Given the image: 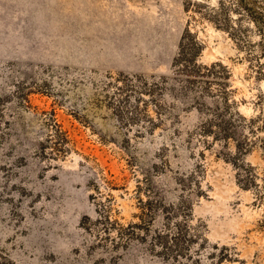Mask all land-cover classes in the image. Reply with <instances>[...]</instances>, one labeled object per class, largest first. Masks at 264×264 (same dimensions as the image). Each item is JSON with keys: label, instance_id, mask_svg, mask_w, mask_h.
Instances as JSON below:
<instances>
[{"label": "rangeland", "instance_id": "obj_1", "mask_svg": "<svg viewBox=\"0 0 264 264\" xmlns=\"http://www.w3.org/2000/svg\"><path fill=\"white\" fill-rule=\"evenodd\" d=\"M195 1L217 3L0 0V264H170L154 236L173 226L172 215L159 213L131 241L106 231L140 222L146 193L167 208L189 199L191 223L210 245L242 260L223 264H254L256 253L264 263V195L241 189L231 165L190 141L196 111L165 94L171 114L146 132L132 120L156 116L152 107L135 112L134 97L122 102L126 94L115 92L118 78L171 74L190 28L205 44L201 60L228 65L240 110L255 113L264 79ZM55 121L68 142L53 137ZM62 144L66 156L49 155ZM206 254L197 264H210Z\"/></svg>", "mask_w": 264, "mask_h": 264}, {"label": "trees", "instance_id": "obj_2", "mask_svg": "<svg viewBox=\"0 0 264 264\" xmlns=\"http://www.w3.org/2000/svg\"><path fill=\"white\" fill-rule=\"evenodd\" d=\"M191 4L195 12L229 33L239 50L244 51L243 59L249 60L250 67L255 68L257 81L264 79V7L260 0H217L215 5L195 1ZM186 10L189 11L190 7L187 6ZM243 21H247V24L244 25ZM251 33L259 35V39L251 41ZM204 49L205 44L198 33L186 28L179 52L171 65V74L118 78L114 84L115 92L126 94L120 100L122 102L134 97L132 107L135 112L143 113L152 107L156 116L146 113L147 119L135 116L132 120L136 124L142 123L146 132L154 131L168 118L170 111L164 103L165 94L187 103L186 109L196 111L198 117L194 129L189 133L190 141L197 139L207 148L214 149L218 159L232 166L235 181L241 189L264 195V92L257 94L255 113L250 116L244 114L240 110V102L234 97L231 68L222 61L203 62ZM54 128L53 137L68 142L67 131L63 130L62 125L55 121ZM52 139L50 136L42 145L44 154H47ZM70 151L68 146L56 145L49 155L66 156ZM252 157L257 158L256 163L251 160ZM139 189L144 188L139 186ZM144 192H150V189L145 188ZM146 194V200L140 199V222L120 225L114 230L108 228L106 231L110 236L113 231L115 237L131 241L137 236L136 228L143 227V224L150 225L159 213H163L176 219L173 226L155 234L154 246L159 248L160 256L170 264H197L203 253H207L210 264L242 262L235 256L233 248L218 243L210 245L204 232L191 223L194 220V207L189 199L167 208L160 201L152 199L149 193ZM209 247H213V250L209 251ZM259 257L256 253L254 264H264Z\"/></svg>", "mask_w": 264, "mask_h": 264}]
</instances>
